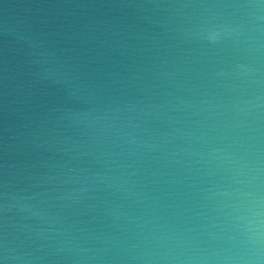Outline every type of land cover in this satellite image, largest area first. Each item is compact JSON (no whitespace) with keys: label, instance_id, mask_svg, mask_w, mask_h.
Returning a JSON list of instances; mask_svg holds the SVG:
<instances>
[{"label":"water","instance_id":"obj_1","mask_svg":"<svg viewBox=\"0 0 264 264\" xmlns=\"http://www.w3.org/2000/svg\"><path fill=\"white\" fill-rule=\"evenodd\" d=\"M184 2L0 0V264H80L157 198L195 203L165 154L209 123L202 101L240 89L211 77L236 57L185 38Z\"/></svg>","mask_w":264,"mask_h":264},{"label":"clouds","instance_id":"obj_2","mask_svg":"<svg viewBox=\"0 0 264 264\" xmlns=\"http://www.w3.org/2000/svg\"><path fill=\"white\" fill-rule=\"evenodd\" d=\"M181 7L195 10L187 40L236 57L211 77L240 92L223 103L202 101L197 114L209 123L198 134L181 133L184 146L165 154L164 167L176 170L167 183L188 189L195 203L169 212L172 205L157 198L127 235L97 237L100 246L79 249L92 253L80 264H264V63L255 55L264 50V0H186Z\"/></svg>","mask_w":264,"mask_h":264}]
</instances>
